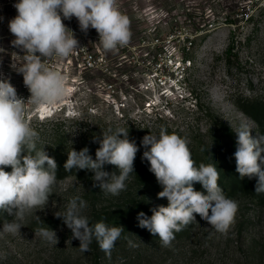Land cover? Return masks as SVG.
<instances>
[{
    "label": "rangeland",
    "instance_id": "1",
    "mask_svg": "<svg viewBox=\"0 0 264 264\" xmlns=\"http://www.w3.org/2000/svg\"><path fill=\"white\" fill-rule=\"evenodd\" d=\"M117 3L130 19L127 46L105 51L95 29L81 32L73 17L63 22L81 48L65 59L42 58L66 77L71 89L55 106L26 104L24 110L39 134L37 149L44 148L57 163V182L48 203L20 221L19 233H3L4 222L14 217L0 214V264H264V194L231 179L235 150L223 136V124L235 132L247 125L254 138L264 136V118L260 124L241 107L264 100V0ZM16 15L9 0H0V79L8 78L27 101L23 76L11 68L13 62L24 63L8 28ZM113 122L122 123L139 148L134 161L138 166L147 161L142 159L143 137L158 136L162 128L184 138L198 164L214 163L218 182L225 183L224 194L238 204L228 232H217L196 215V221L174 233L169 246H162L137 219L140 212L168 205L166 198H158L163 189L157 180L145 181L134 169L125 190L112 195L93 186L91 170L66 171L68 152L87 147L92 156L103 132L115 130ZM59 138L61 144L47 149L49 140ZM103 170L118 173L113 165ZM75 197L86 202L83 215L90 225L103 221L124 228L110 255L95 238L89 251H81L79 240L55 215H62ZM127 215L133 216L122 218ZM41 227L54 230L58 243L36 234Z\"/></svg>",
    "mask_w": 264,
    "mask_h": 264
},
{
    "label": "clouds",
    "instance_id": "2",
    "mask_svg": "<svg viewBox=\"0 0 264 264\" xmlns=\"http://www.w3.org/2000/svg\"><path fill=\"white\" fill-rule=\"evenodd\" d=\"M14 7L17 15L9 21L8 28L15 37L12 46L24 53V63L13 62L11 68L22 74L30 96L25 101L8 78L0 79V211L14 217L11 222L5 221L2 229L13 235L20 232V221L26 215L48 203L57 182V163L44 148L37 149L39 134L26 121L24 110L26 104L55 106L70 94L66 77L42 59H65L81 48L63 20L75 17L85 34L90 28L95 29L105 51L127 46L132 37L130 19L119 10L117 0H18ZM236 134V172L240 179L256 178L255 193L264 194V136L254 138L247 125H242ZM99 144L95 160L88 155L87 147L80 151L72 148L64 169L91 170L94 187L119 195L134 172L139 148L123 128L103 132ZM141 144L146 149L142 159L149 162V171L163 189L158 198H166L168 205L151 209V217L138 213L139 227L158 236L165 247L175 238L174 233L196 221V215L217 232L226 234L235 221L238 204L219 186L220 174L214 163L197 167L187 141L163 128L158 136H144ZM106 164L115 166L118 173L103 170ZM8 167L10 172L5 171ZM194 183L201 184L206 194L196 191ZM86 207L84 200L75 197L62 215H55L63 219L72 238L79 240L81 251H89L95 238L101 250L110 255L124 228L109 227L103 221L90 225L89 218L83 215ZM36 234L58 243L56 232L49 227L36 229Z\"/></svg>",
    "mask_w": 264,
    "mask_h": 264
},
{
    "label": "trees",
    "instance_id": "3",
    "mask_svg": "<svg viewBox=\"0 0 264 264\" xmlns=\"http://www.w3.org/2000/svg\"><path fill=\"white\" fill-rule=\"evenodd\" d=\"M232 48H233V43L229 44L228 51H231ZM241 107H242V110L244 112L249 114L251 117H253L257 122H259L261 124V118H264V117H261V116H264V100L254 101V102H251L250 104H248L247 106H241ZM223 126H224V128H223V131H224L223 136L225 137V139L227 141L232 142V145L234 146V150L236 151V140H237L236 132L234 130L230 129L229 126H225L224 124H223ZM122 127H124V125L122 123H116V122L112 123V128H114V129L122 128ZM60 140H62V138H59L56 141L49 140V142H48L49 144L47 145V149L51 150L53 148V146H56L57 144H61L62 142ZM42 141H43V139H42ZM99 146H100V144H99V141H98L95 144L94 154L91 156L93 160H95V158H96L95 157V153H96V150L99 148ZM24 154L26 155L27 152H25ZM205 157H206V159H209V155H205ZM193 160L195 161V159H193ZM197 160L199 162V158ZM198 162L195 161V164H196L197 167H198L199 164H201V163L198 164ZM203 163L205 165H207V164H210L211 162L208 161V160H205V161H203ZM108 166H109V164H106V165H104V168L108 167ZM149 168H150V164H149L148 161L144 162L140 166L134 164V169L140 174V176L145 181H150L151 179H153V181H156L155 175L152 172L149 171ZM229 175L231 176V179L235 182V184L243 185L244 187L251 188V189H253L255 191L256 178L249 179L247 177H244L243 179H240L239 178V173L236 172V168L234 170H231ZM218 184L223 189L225 183L224 182H218ZM193 187H194V189L196 191H201V192H204L206 194V190L203 189L201 184L194 183ZM2 212L3 211H0V214H2ZM151 213H152L151 212V208H149V209H147L145 211V214L148 217H151V215H152ZM129 216L130 215H127V216H124L122 218H125V217L129 218ZM132 216L133 215H131V217ZM0 221H1V218H0Z\"/></svg>",
    "mask_w": 264,
    "mask_h": 264
},
{
    "label": "built area",
    "instance_id": "4",
    "mask_svg": "<svg viewBox=\"0 0 264 264\" xmlns=\"http://www.w3.org/2000/svg\"><path fill=\"white\" fill-rule=\"evenodd\" d=\"M9 2L14 6V4L18 2V0H9Z\"/></svg>",
    "mask_w": 264,
    "mask_h": 264
}]
</instances>
